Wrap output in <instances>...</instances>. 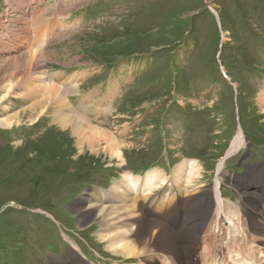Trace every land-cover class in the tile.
<instances>
[{
  "label": "rangeland",
  "instance_id": "obj_1",
  "mask_svg": "<svg viewBox=\"0 0 264 264\" xmlns=\"http://www.w3.org/2000/svg\"><path fill=\"white\" fill-rule=\"evenodd\" d=\"M45 2L31 14L25 0H0V121L10 122L0 124V264H76L67 257L74 242L88 264H138L99 239L102 218L82 215L91 198L83 194L109 190L136 177L124 168L153 161L171 183L177 167L194 164L195 178L212 190L221 171L264 164V0ZM55 25L65 31L56 35ZM30 51L38 54L31 67L22 59ZM15 58L21 66L13 71ZM49 85L61 94L53 102L45 101ZM63 103L83 111V119L61 120L56 111ZM241 132L243 144L231 152ZM121 172L124 179L115 182ZM188 176L180 180L187 186ZM228 181L237 202L238 189ZM206 197L202 214L209 225L216 214L215 243L226 247L218 236L224 212ZM225 204L237 220L236 205ZM146 218L134 228L157 220ZM183 225L166 226L184 245L183 231L191 229ZM204 227L193 256L202 264L208 244L197 245L213 234ZM157 242L150 254L172 247Z\"/></svg>",
  "mask_w": 264,
  "mask_h": 264
},
{
  "label": "bare ground",
  "instance_id": "obj_2",
  "mask_svg": "<svg viewBox=\"0 0 264 264\" xmlns=\"http://www.w3.org/2000/svg\"><path fill=\"white\" fill-rule=\"evenodd\" d=\"M27 53H30V55L24 56L22 59L25 61L24 63L28 64L30 62V67H31V64L34 63L35 57L38 54L34 51H30ZM18 60H19L18 58H15L14 60L10 61V63L12 64L8 66L10 70L16 71L17 68H20L21 66L20 63L17 64ZM3 64L5 63L3 62ZM0 67L3 70L5 66L0 65ZM45 90H46V93L44 94L45 101L47 99H50V102L51 101L53 102L56 99V96L61 95L59 94L60 92H58L56 86L54 88V86L49 85L48 87L45 88ZM261 101L263 102L264 105V94H262L261 96ZM36 104L37 103H35L33 106H35ZM60 105L61 106H58L59 109H57L56 113L61 120H65V123H69L70 121L73 120L83 119V116H81L83 114V111H78V110L75 111L71 108H68L67 106H65L66 107L65 109L63 107L64 103ZM9 123H10L9 120L0 121V124H4V125ZM95 136H97V134H95ZM98 136L99 137H94V139L100 140L102 139L101 137H104V134L101 133ZM243 139H244V132H241L238 135V137L235 139L231 152L237 151L242 146ZM222 166H223V160L220 163V168ZM185 173L189 174L188 176L189 184L188 186L181 184L180 188H184L185 186H187L185 190L183 191L181 190V191L184 192V195H187L191 200L184 214V220H183L184 225L183 224L182 225L185 230L191 229V232L189 231L186 232L182 230L183 232L186 233V234L184 233L185 234L184 245L182 243L180 244L178 238L175 236L174 232L170 228H168V226L164 225L163 223H160L158 220H148L149 226L147 227H145L146 225L145 226L143 225L135 229L133 226V224H135L136 221L139 220V218H142L143 220L148 219L143 215V210H144L142 207L143 205H146L150 211L161 213L165 208H167L169 204V202H167L166 200H158L156 198L148 199L147 197H142V196L140 197L137 195V192L135 193L132 191L133 188H136L138 186H141L140 188L142 189L152 187V185L156 183V181L159 180L160 177L157 171L149 172L147 174V178L141 185H139V180L137 179L138 177H130L129 174L126 173L125 176L126 177L129 176L128 179L116 182L113 188L109 191L110 194H107L110 195L111 198L113 199L111 203L109 202L104 203V198L106 196V193L108 192L105 191L106 192L105 193L104 191H101L99 189H94L93 192L89 193L91 194L90 195L91 198H89V202L87 201L88 204L87 206L85 205L86 208L85 207L83 208L84 212L82 213V215L90 213L91 211L92 214L90 218L91 217H96V219L98 217L102 218L101 226L99 228V232L97 235L100 240L108 243V247L112 248L114 253L117 254V256L119 255L128 259L139 258L142 261H145L147 264H150L149 262H151L150 259L152 258V255H150L149 252H153L155 251V249H152L149 246L154 245L153 241L157 240L158 244L172 245V247L170 248L169 246L168 247L163 246L162 248L164 249H162L163 251H161V252L165 251L168 254L167 258L170 259V264H199L200 258L193 257L194 256L193 252H194V248L196 247L197 241L200 240V235H201L200 231L206 224L207 218L206 216L203 215L205 212L202 214V210H204L203 208L205 207L204 204L205 198H207L206 196H209L210 198L209 200H212L213 205L215 204L218 210L224 212V216H221L220 217L221 219L219 218L222 228L220 231L221 232L223 231L224 233L218 236L221 238L222 242L224 241L223 244H225L226 247L224 246L217 247L219 245H217L215 242L216 240H218V242L220 240L217 237L216 233L214 232L213 234L210 233L208 237L205 238V240L203 239V241L208 244V247L206 249L207 254L203 258H201L203 259V263L218 264L215 258L219 254H224L227 257H230L231 264H258L257 261H254L251 258L254 257L253 253H249L248 251L249 253L248 255L246 249H244V251L239 250L238 248L239 246L237 244L238 239L236 237V234L239 231L240 232L245 231L242 225L243 226L249 225L248 227L256 226L258 228L263 226L262 225L263 221H260L258 219V215L252 214V210L256 209L255 206L252 205L250 202H248L249 206L242 208L243 212L246 213L245 219L238 218L237 220H235L233 218L234 216L232 212H229L228 211L229 209L226 210L225 208L226 205L225 200L222 198V191L219 189L221 182V178L219 176L216 179V183L213 191L205 183L201 182L199 178H195L196 174L200 173V170L196 168L194 164H191L189 167L188 165L186 167H181V168L179 167V169L176 171V177H177L176 181L178 183L180 182L181 178ZM129 178L132 179L131 180L132 182L130 181ZM243 178L244 179L242 181L244 182L263 185L262 189L264 190V171L261 172L259 171L253 176L245 175ZM242 193L245 194L248 192L244 191ZM249 193L253 194L254 192H249ZM87 194L84 197H87ZM258 196L262 200H264V194L258 193ZM81 209L82 208L78 210ZM258 210L260 211V209ZM196 213H198V215ZM199 214L200 216L203 215V218L198 217ZM197 217L199 218L198 222H196V219H198ZM96 219L94 218V220ZM89 223H87L86 225H90ZM198 227L201 230H199ZM240 227L242 228L240 229ZM123 228L128 230H120ZM259 231H261V234L259 235H261L262 237L259 236L260 238H258V240L253 239L249 241H260L261 244H264V227L260 228ZM252 233L256 235L255 231ZM252 233H250L249 235H253ZM130 237H133L134 239L131 241ZM244 239H248V238L245 237ZM189 246L191 247V250L188 255ZM67 257L70 258V260L73 261L76 260L74 261L76 264L90 263L89 261L83 259L84 256H82V252L79 248V245L76 242H74L73 246H71V248L68 250ZM57 264H66V263L58 260Z\"/></svg>",
  "mask_w": 264,
  "mask_h": 264
}]
</instances>
